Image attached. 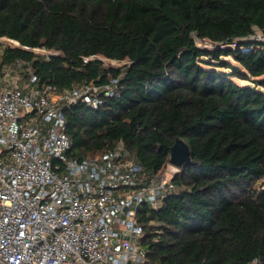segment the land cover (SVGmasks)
Returning a JSON list of instances; mask_svg holds the SVG:
<instances>
[{"label":"trees","instance_id":"trees-1","mask_svg":"<svg viewBox=\"0 0 264 264\" xmlns=\"http://www.w3.org/2000/svg\"><path fill=\"white\" fill-rule=\"evenodd\" d=\"M255 26L264 0H0V37L20 44L0 42L2 64L30 61L60 89L119 77L98 108L66 109L70 156L123 143L157 173L178 137L188 143L179 191L139 209L152 264L264 263V48H240Z\"/></svg>","mask_w":264,"mask_h":264},{"label":"built area","instance_id":"built-area-1","mask_svg":"<svg viewBox=\"0 0 264 264\" xmlns=\"http://www.w3.org/2000/svg\"><path fill=\"white\" fill-rule=\"evenodd\" d=\"M247 38L243 50L264 48L261 28ZM118 82L110 76L60 89L42 82L30 61L0 59V264H152L139 209H159L179 191L180 168L167 162L169 172H152L123 143L83 159L69 155L66 109L79 101L98 108Z\"/></svg>","mask_w":264,"mask_h":264},{"label":"water","instance_id":"water-1","mask_svg":"<svg viewBox=\"0 0 264 264\" xmlns=\"http://www.w3.org/2000/svg\"><path fill=\"white\" fill-rule=\"evenodd\" d=\"M100 59V58H97ZM168 163L180 168L184 164H192L191 150L185 139L178 137L172 146ZM166 199V197L164 198Z\"/></svg>","mask_w":264,"mask_h":264},{"label":"rangeland","instance_id":"rangeland-1","mask_svg":"<svg viewBox=\"0 0 264 264\" xmlns=\"http://www.w3.org/2000/svg\"><path fill=\"white\" fill-rule=\"evenodd\" d=\"M197 44H198V46L203 47V48H205L208 45H210V43H208V40H197ZM8 45L16 46L18 44L17 43H13V44H8ZM33 51L38 53V54H41V55H47L49 53V51H47L46 49H42V48L41 49H39V48L38 49H34ZM95 58H100L104 62V65L106 67H115V68L123 67L128 62L127 60L110 59V58H107V57H104V56H97ZM0 59H1V57H0ZM224 59H227V60L233 62L234 64H237L235 62V60L231 56H226ZM237 81L239 83H242V84L247 83V81H243V80H239V79H237ZM165 170L167 172H169L168 165L165 167L164 172H165Z\"/></svg>","mask_w":264,"mask_h":264}]
</instances>
